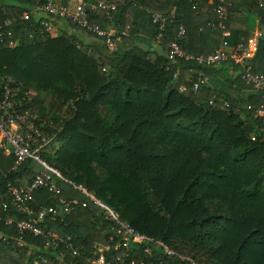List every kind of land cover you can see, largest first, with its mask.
I'll list each match as a JSON object with an SVG mask.
<instances>
[{"label": "trees", "instance_id": "1", "mask_svg": "<svg viewBox=\"0 0 264 264\" xmlns=\"http://www.w3.org/2000/svg\"><path fill=\"white\" fill-rule=\"evenodd\" d=\"M41 1L0 0V21ZM102 1L114 9H90L97 0H82L87 19L126 33L120 35L122 49L108 48L93 34L81 40L84 30L69 19L51 35L41 24L47 20L34 17L13 25L14 45L0 44V86L4 77L19 83V93L28 94L23 107L35 115V124L55 132L43 157L60 174L53 177L60 195L78 200L68 214L42 218L40 235L26 231L22 248L14 244L15 222L0 221V264H91L87 258L94 244L107 245L105 258L114 264L129 258L176 261L160 251L146 258L143 244L116 247L117 238L108 240L114 222L70 183L84 186L121 221L197 264H264V127L256 112L264 106V88L245 84L231 60L212 65L182 57L171 62L166 56L164 41L178 25L184 28V54L205 57L219 45L220 29L207 24L215 21L214 0ZM259 1L264 2L231 0L225 24L234 45L248 36L245 29L230 27L233 16L245 23L257 18L262 35L247 63L264 73ZM151 12L167 15L162 29ZM158 32L162 42L155 39ZM197 72L207 79L192 92ZM12 162L0 151L3 201H8L7 184L25 186L40 170L32 159L17 168ZM55 203L42 187L25 202L28 211L12 204L9 213L13 220H35L40 207ZM47 232L63 236L65 243L68 236L82 249L72 255L59 241L45 246Z\"/></svg>", "mask_w": 264, "mask_h": 264}, {"label": "built area", "instance_id": "2", "mask_svg": "<svg viewBox=\"0 0 264 264\" xmlns=\"http://www.w3.org/2000/svg\"><path fill=\"white\" fill-rule=\"evenodd\" d=\"M212 1V0H210ZM231 0H214L211 7V13L215 16L214 22H207L208 25H214L221 31L222 39L218 46H216L207 56L192 57L191 55L184 54L180 46V41L184 35V28L178 25L176 33L167 40L164 41L166 46V56L174 62L177 57L184 59H195L197 62H204L207 64L216 65L220 62L231 60L233 64L239 65L241 71L239 72V78L247 85H250L254 89L264 88V73L253 72L247 60L253 55L257 41L262 35L261 27L257 28L247 40L237 41L234 45L228 42L230 36L229 29L227 28L225 21L227 18V8L230 5ZM195 4L192 5L194 8ZM258 6L264 9V2L259 1ZM90 9H103L106 13L114 9L113 3H106L102 0H97L95 4H89ZM169 17H173V14H168ZM31 17L35 19L44 18L47 21H42L41 24L45 31L50 34L54 33V24L63 20H71L75 22L80 28L84 30L86 34H93L96 37H101L103 43L110 49H115L116 43L120 40L121 33H117L111 29H102L98 24L90 22L87 19V11L84 8L82 0H73L72 3H59L58 0H42L35 6H32L28 11H23L19 17L9 16L0 21V44H7L12 46L14 41L13 25L17 21H28ZM150 17L152 22L158 24V28L164 27V22L168 18L167 15L151 12ZM31 26V24H29ZM42 32V30L40 31ZM161 33L158 32L155 36L157 42H162ZM175 76V74H174ZM0 86V151L4 156H12V168H17L26 159H32L39 166V172L34 176L31 182L25 186H14L7 184L8 201L0 200V221L4 223L15 222L17 237L14 240L15 246L22 248L24 242L22 235L27 231L32 235H40L43 228L38 225V222L42 221L46 215H49L51 219L56 218L60 213L68 214L75 205L78 204L76 198L65 199L60 195V188L56 186L53 181V177H59V172L51 167L43 157V153L49 151L54 143L55 132L49 134L45 133L34 122L35 115H32L28 110L23 107V102L28 96L26 92L20 94V84L15 82L10 77L2 78ZM207 77L197 72L195 80L191 82V90L195 92L198 89L199 84L205 82ZM183 90L184 87L180 86ZM224 107L227 103H223ZM256 112L262 117V125L264 127V106L260 104L256 109ZM72 188L76 189L94 204L98 205L105 211L109 218L114 222L111 227L113 234L108 236L109 241H113L117 238L116 247L122 246L127 249L130 242L143 244V251L146 258L156 256L160 251L165 256H175L176 261L172 264H197V262L188 255H181L175 253L166 244L159 240L154 239L143 233L138 232L127 222L121 221L118 217V213L101 203L98 199L82 185L70 183ZM46 188L50 192L51 197L55 200L54 206L40 207L37 211V218L32 220L31 218L13 220L9 213V206L14 205L18 210L28 211L25 202L32 200L33 191L39 188ZM84 206L85 203L81 202ZM47 240L45 246L54 245L56 241L64 243L66 249H69L72 255H77L79 249L82 246L76 247L70 242L68 236H66V243L63 236L57 233L47 232ZM6 239L5 237L3 238ZM107 249V245L94 244L93 250L90 251L91 257L87 258V261L91 264H114L106 260L104 251ZM123 258L127 257V252H122ZM125 264H162V260L155 263H146L144 260L136 261L134 258H129Z\"/></svg>", "mask_w": 264, "mask_h": 264}, {"label": "crops", "instance_id": "3", "mask_svg": "<svg viewBox=\"0 0 264 264\" xmlns=\"http://www.w3.org/2000/svg\"><path fill=\"white\" fill-rule=\"evenodd\" d=\"M73 0H66V4H70L72 3ZM240 16V15H239ZM235 17L233 16V21L231 22L230 24V27L231 28H235V29H238V30H242V29H245L246 32H247V36L250 37L252 35V33L260 27V25L258 24V21H257V18L253 17V19L250 21V18L249 20L245 23V21L242 19V16L240 17ZM250 21V22H249ZM67 25V23H66ZM111 25H113V23L111 22ZM65 26L64 22H59V23H56L54 24V31L55 33L51 34V35H54L56 34L57 32H59L61 29H63V27ZM113 28V27H112ZM67 29V27H66ZM114 31H116V29L113 28ZM119 33H123V35H126V33L122 32V31H118ZM229 32H230V29H229ZM231 33V32H230ZM79 38L81 40H88V35L85 34V33H79L78 34ZM121 38V36H120ZM121 42V39L116 43V46H115V49L118 48V49H122L124 46L120 43Z\"/></svg>", "mask_w": 264, "mask_h": 264}, {"label": "rangeland", "instance_id": "4", "mask_svg": "<svg viewBox=\"0 0 264 264\" xmlns=\"http://www.w3.org/2000/svg\"><path fill=\"white\" fill-rule=\"evenodd\" d=\"M66 3V2H65ZM253 19V17H250V20H252ZM54 33H55V31H54Z\"/></svg>", "mask_w": 264, "mask_h": 264}]
</instances>
